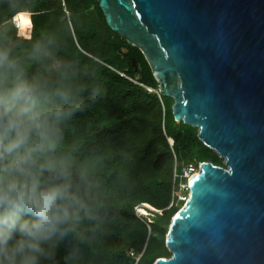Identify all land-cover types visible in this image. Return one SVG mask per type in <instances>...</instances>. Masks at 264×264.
I'll return each mask as SVG.
<instances>
[{"label": "trees", "instance_id": "trees-1", "mask_svg": "<svg viewBox=\"0 0 264 264\" xmlns=\"http://www.w3.org/2000/svg\"><path fill=\"white\" fill-rule=\"evenodd\" d=\"M26 10L33 12L27 37L12 22ZM30 23L23 13L26 33ZM0 46L12 49L29 80L86 86L82 109L61 126L62 147L74 149L99 181L103 222L85 242L72 236L61 242L57 264H154L170 257L166 236L181 208L171 206L175 165L223 166V159L198 127L175 120L174 99L159 92L142 50L108 26L97 0H0ZM140 205L152 209L141 207L139 216Z\"/></svg>", "mask_w": 264, "mask_h": 264}, {"label": "water", "instance_id": "water-1", "mask_svg": "<svg viewBox=\"0 0 264 264\" xmlns=\"http://www.w3.org/2000/svg\"><path fill=\"white\" fill-rule=\"evenodd\" d=\"M97 1L175 120L225 159L201 162L169 227L172 255L154 264H264V0Z\"/></svg>", "mask_w": 264, "mask_h": 264}, {"label": "clouds", "instance_id": "clouds-1", "mask_svg": "<svg viewBox=\"0 0 264 264\" xmlns=\"http://www.w3.org/2000/svg\"><path fill=\"white\" fill-rule=\"evenodd\" d=\"M85 90L27 79L0 46V264H57L61 242H85L103 222L99 181L62 147L61 126L82 109Z\"/></svg>", "mask_w": 264, "mask_h": 264}, {"label": "built area", "instance_id": "built-area-1", "mask_svg": "<svg viewBox=\"0 0 264 264\" xmlns=\"http://www.w3.org/2000/svg\"><path fill=\"white\" fill-rule=\"evenodd\" d=\"M28 14V18L30 20V27L28 28V33L25 32L21 25V15L23 13ZM32 14L31 11H21L16 13L13 16L12 22L20 29L22 34L24 36H29L32 30ZM201 162L198 164L191 163L181 169L177 168V165H175L174 168V189H173V199L171 206L174 204V202H186L190 197V185L189 181L191 177L198 173L200 170ZM144 206V205H143ZM146 206V205H145ZM137 214L140 216L142 213L141 205L136 207ZM161 212V211H160Z\"/></svg>", "mask_w": 264, "mask_h": 264}, {"label": "rangeland", "instance_id": "rangeland-1", "mask_svg": "<svg viewBox=\"0 0 264 264\" xmlns=\"http://www.w3.org/2000/svg\"><path fill=\"white\" fill-rule=\"evenodd\" d=\"M32 4H33V2H32ZM29 9V8H28ZM26 11H28V10H26ZM223 159V166L224 167H226L225 166V159L224 158H222ZM222 166V165H221ZM180 205L179 206H184V204H185V202H182V201H180V203H179ZM141 207H145V205L144 206H141ZM152 209V208H151ZM143 213V212H142ZM145 214H150L148 211H147V213H145ZM170 227V226H169ZM166 238H167V236H166ZM139 264H147V263H142V262H140Z\"/></svg>", "mask_w": 264, "mask_h": 264}]
</instances>
